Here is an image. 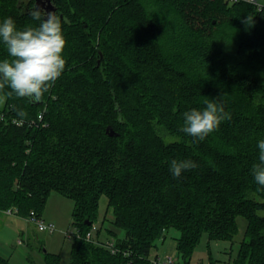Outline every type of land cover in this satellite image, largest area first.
Segmentation results:
<instances>
[{
	"label": "trees",
	"instance_id": "trees-1",
	"mask_svg": "<svg viewBox=\"0 0 264 264\" xmlns=\"http://www.w3.org/2000/svg\"><path fill=\"white\" fill-rule=\"evenodd\" d=\"M52 2L66 68L39 102L0 90V212L27 218L34 211L43 219L52 191L73 199L70 264H154L165 254L152 250L170 228L180 232L175 264H189L204 232L232 240L243 217L233 264H264V187L251 172L264 139V7L243 0ZM35 6L0 0V21L38 26L29 15ZM204 97L232 118L194 141L180 130L183 113L204 108ZM160 128L175 138L166 140ZM173 159L198 166L175 178ZM103 194L122 232L107 242L86 238ZM45 258L60 262L57 254ZM0 264L12 263L0 255Z\"/></svg>",
	"mask_w": 264,
	"mask_h": 264
},
{
	"label": "clouds",
	"instance_id": "clouds-1",
	"mask_svg": "<svg viewBox=\"0 0 264 264\" xmlns=\"http://www.w3.org/2000/svg\"><path fill=\"white\" fill-rule=\"evenodd\" d=\"M29 15L38 26L28 25L24 29L17 28L13 18L0 21V43L7 50L8 58L0 60V90L10 89L9 96L27 98L39 102L44 94L62 76L66 68L64 49L66 39L60 17L54 12H46L37 5ZM253 22L248 16L244 21ZM202 109L192 108L183 113V127L180 129L194 141H203L215 133L222 122L231 120V113L225 110L222 103L204 97ZM23 118L26 113L18 111ZM259 162L254 164L251 172L257 185L264 187V139L258 141ZM198 165L192 160H176L170 162V171L179 178L186 170ZM42 230H52L55 225H40Z\"/></svg>",
	"mask_w": 264,
	"mask_h": 264
},
{
	"label": "rangeland",
	"instance_id": "rangeland-1",
	"mask_svg": "<svg viewBox=\"0 0 264 264\" xmlns=\"http://www.w3.org/2000/svg\"><path fill=\"white\" fill-rule=\"evenodd\" d=\"M261 1L264 3V0ZM160 132L166 140L175 138L163 128H160ZM73 209V199L57 191L50 193L42 217L55 224L56 229L52 232L39 230L28 217L7 211L0 212V255L8 258L12 264H48L45 258L47 252L57 254L60 258L59 264H70L74 235L77 232L72 223ZM111 214L108 197L103 194L100 198L98 219L93 222L97 226L92 234L94 239L107 242L114 240L116 235H122L119 227L110 220ZM238 222L239 227L232 240L209 239L208 233L204 232L194 248L189 264H233L246 231V220L239 217ZM179 233V230L170 228L164 238L156 241L157 248L154 247L151 254L158 252L164 255V252H173L175 237ZM170 255L176 256V252Z\"/></svg>",
	"mask_w": 264,
	"mask_h": 264
},
{
	"label": "built area",
	"instance_id": "built-area-1",
	"mask_svg": "<svg viewBox=\"0 0 264 264\" xmlns=\"http://www.w3.org/2000/svg\"><path fill=\"white\" fill-rule=\"evenodd\" d=\"M229 2H236V1H242V0H228ZM243 1H246V2H249V3H252L254 4L258 9H261L264 7V3H262L261 0H243ZM40 118H42V115H39ZM22 123V122H20ZM8 213H12V209H8L7 210ZM28 220L31 221L32 223L36 224L38 229L39 230H42L40 228V225L43 224V225H55L53 222H47L45 221L44 219H42L41 217L37 216L35 214L34 211H31L29 217H28ZM56 229V227L52 230H46V231H54ZM97 229V226L95 224L92 225V229L90 231L87 232L86 234V238L89 239V240H96V238L94 239V237L92 236L93 232ZM68 234H70L69 232H67ZM108 246L112 249V251H116V247L114 245V243H108ZM176 259L174 255H165L164 257H158L157 259L156 258H153L152 261L154 264H175L176 262Z\"/></svg>",
	"mask_w": 264,
	"mask_h": 264
},
{
	"label": "water",
	"instance_id": "water-1",
	"mask_svg": "<svg viewBox=\"0 0 264 264\" xmlns=\"http://www.w3.org/2000/svg\"><path fill=\"white\" fill-rule=\"evenodd\" d=\"M36 5L39 8H45L47 12L56 11V6L53 4L52 0H36ZM107 132L110 135L117 134L110 126L107 127ZM88 224H91V222L89 221Z\"/></svg>",
	"mask_w": 264,
	"mask_h": 264
},
{
	"label": "crops",
	"instance_id": "crops-1",
	"mask_svg": "<svg viewBox=\"0 0 264 264\" xmlns=\"http://www.w3.org/2000/svg\"><path fill=\"white\" fill-rule=\"evenodd\" d=\"M175 244H176V243L174 242V247H175ZM174 251L176 252V248L174 249ZM174 251H173V252H174ZM173 252L167 251V252H164V253H165V254H166V253L173 254ZM156 254L162 255V253L160 254V253H158V252H156Z\"/></svg>",
	"mask_w": 264,
	"mask_h": 264
}]
</instances>
